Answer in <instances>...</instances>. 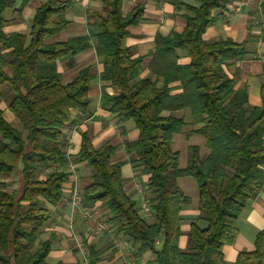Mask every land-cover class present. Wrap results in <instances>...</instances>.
<instances>
[{
  "label": "trees",
  "instance_id": "1",
  "mask_svg": "<svg viewBox=\"0 0 264 264\" xmlns=\"http://www.w3.org/2000/svg\"><path fill=\"white\" fill-rule=\"evenodd\" d=\"M27 1L0 0V84L9 86L7 107L21 127L8 122L0 109V173L21 163L23 180L20 195L0 188V264L44 263L50 241L39 237L49 217L46 203L61 198L68 173L58 167L71 161L63 152L62 127L72 109L91 114L89 68H80L65 84L57 68L58 61L90 47L91 38L53 39L68 25L69 4L60 0H46L36 8L28 35L3 32L4 8L17 3L21 8ZM199 1L198 7H189L192 14L186 16L182 31L156 36L149 62L154 78L139 76L141 58L131 57L125 44L128 26L141 18L140 8L124 15L122 0H102L101 10L88 16L97 30L93 45L102 64L99 79L113 90L108 94L102 89L101 105L119 121L132 120L138 135L124 141L128 158L117 162H111L114 146L95 148L83 135L74 162H85L92 180L81 196L86 204L99 203L115 233L130 241L136 255L150 251L155 264H225L222 246L234 240L240 212L264 184V103L248 106L245 88H234L225 71L228 62L244 55V47L202 37L215 19L212 10L224 8L229 0ZM261 8L264 13V0ZM178 49L189 56L188 64L177 62ZM175 82L178 85L172 86ZM182 109L189 110L190 123L196 126L192 132L204 138L208 149L201 156L197 145H189L184 167L179 166L178 151L171 149L172 136L185 120L170 112ZM25 141L31 145L28 151ZM125 163L148 176L144 193L150 206L146 216L152 222L124 189ZM53 166L39 177L42 169ZM180 176L195 180L199 218L207 223L200 228L191 222L187 250L177 243L179 212L187 201L176 181ZM254 246L253 251L240 252L234 264H264V231L256 235ZM87 250L94 263L97 252L90 245Z\"/></svg>",
  "mask_w": 264,
  "mask_h": 264
},
{
  "label": "crops",
  "instance_id": "2",
  "mask_svg": "<svg viewBox=\"0 0 264 264\" xmlns=\"http://www.w3.org/2000/svg\"><path fill=\"white\" fill-rule=\"evenodd\" d=\"M46 0H28L21 8L19 3L14 7H6L1 12V16L6 23L2 30L5 33L19 32L28 35L33 14ZM68 2L69 6L65 11V17L68 25L53 39L65 41L72 36L88 35L91 38V46L77 53L72 58L58 61L57 68L61 74L63 84L73 80L82 67H88L92 74L90 80V89L88 97L90 100L89 116H84L79 110L72 109L68 121L63 124L62 132L65 137L66 146L63 149L64 155L70 159L71 163L65 166H59L68 173L65 182L62 183L61 198L55 204L46 203L49 209V217L43 226L40 240L50 241V250L43 264H155L154 256L150 251H145L136 255L131 243L126 238L114 231L99 232L83 240L86 247L85 256L77 249L75 240L70 236L69 224L72 223V229L78 235L83 236L86 231L87 223L85 219L72 213L69 205V198L72 188V179L69 172L71 164L76 172V183L81 195L82 190L91 183V171L85 162H74L80 149L83 135H86L95 148L103 145L115 147L111 156V162L123 161L128 158L124 149V141L136 139L138 129L133 121H119L106 107L101 105L100 95L102 89L108 94L113 92L109 83L99 79V73L102 70V64L95 54L93 45V36L97 30L88 23L90 12L100 11L102 0H60ZM263 0H229L224 8L212 10L211 14L215 19L208 24L202 37L209 42L216 40H230L244 47V55L225 65L227 75L232 79L234 88H245L248 97V106H260L264 103V13L261 8ZM199 0H122L121 11L125 15L134 8H140L142 15L140 20L127 28L125 44L128 46L131 57H140L141 65L139 76L154 78L149 71V62L151 52L154 51L156 36H166L171 31L180 32L186 24V16L192 13L189 7H198ZM19 8V9H18ZM179 64H188L189 56L182 49L177 50ZM5 71L11 74V69L6 67ZM178 82L172 84L177 86ZM179 89H174L176 93ZM7 94L10 89L7 83L0 84V109L3 117L12 125L21 129L14 114L7 107ZM178 112H184L186 115L190 112L188 109H182ZM181 116V115H180ZM184 116V115H182ZM191 117V116H190ZM181 135L179 140L173 145V136L171 145L177 148H184L183 162L179 156V165L184 167L186 164V153L189 145H197L200 155L205 156L208 149H205V140L194 139L197 143H192V138L197 133L192 132L196 127L190 125ZM176 134V133H175ZM199 135V134H197ZM25 138V132L23 133ZM205 146V147H204ZM31 147L28 141H25V150ZM207 148V147H206ZM179 153V151H178ZM52 169L54 168L51 167ZM56 168V167H55ZM264 171V165L262 166ZM16 173L17 186L8 188L6 182L9 177ZM121 175L124 180V189L130 197L136 201L138 207L142 201L143 190L146 186L148 176L133 169L130 163H125L121 167ZM43 178L44 174L39 173ZM192 178V177H190ZM193 179V178H192ZM0 188L7 192L16 190L20 195L22 189L21 163L11 172L0 173ZM177 184L187 201L182 205L180 218V235L178 237V246L182 250H187L189 243L190 224L194 222L198 227L205 228L206 221L199 218L198 210V190L193 179L189 176H180L177 178ZM95 213L90 224L95 223V219L104 216L106 210L99 203L94 205ZM142 216L152 222L151 217L146 216L141 210ZM104 214V215H103ZM105 217V216H104ZM264 231V184L257 196L251 199L240 212L237 219V234L231 243L222 246V256L225 264H234L237 255L240 252H250L254 250L256 235ZM92 246L97 252L94 263L89 262L87 246ZM160 242L156 241V246Z\"/></svg>",
  "mask_w": 264,
  "mask_h": 264
},
{
  "label": "built area",
  "instance_id": "3",
  "mask_svg": "<svg viewBox=\"0 0 264 264\" xmlns=\"http://www.w3.org/2000/svg\"><path fill=\"white\" fill-rule=\"evenodd\" d=\"M71 163V162H69ZM69 172L71 176L73 177L72 179V188H71V193H70V198H69V205H70V210L72 213H77L81 215L86 223H87V228L83 236L78 235L74 230L72 229V223L70 222L69 224V229H70V236L75 240V244L77 249L80 251V253L85 256L86 252V247L83 243V240L86 238H89L93 235H96L99 232H104L110 230L111 226L108 222H106V219L103 216H100L99 219H95L94 224H90V220L94 217L95 209L93 205L86 204L82 196L79 193L78 187H77V177H76V172L74 167L70 164L69 165ZM44 170L49 172L51 170V167H46ZM144 193V190H143ZM145 194V193H144ZM140 210L144 214H148L150 212V206H149V201L144 195L142 198V201L140 203ZM94 219V218H93ZM130 264H134L132 261Z\"/></svg>",
  "mask_w": 264,
  "mask_h": 264
},
{
  "label": "rangeland",
  "instance_id": "4",
  "mask_svg": "<svg viewBox=\"0 0 264 264\" xmlns=\"http://www.w3.org/2000/svg\"><path fill=\"white\" fill-rule=\"evenodd\" d=\"M10 96V94H7V98ZM172 115H174V116H180V115H184V120H185V125H184V127L182 128V130L179 132V133H176V134H174V136H173V145H174V147H175V143L177 142V140H179V138L181 137V135L186 131V129L188 128V123H189V121H190V115H189V113H187L186 115L184 114V112H178V111H175V112H170ZM129 122H131L132 123V121L130 120ZM133 124V123H132ZM190 125H193L192 123H190ZM199 139V140H203V138L200 136V135H194L193 136V138H192V143H197L198 141H196V140H194V139ZM172 145H171V149H175ZM205 147V146H204ZM178 149V151H179V156H180V158H181V163L183 162V157H184V148H177ZM205 149L207 150V148L205 147ZM180 166V165H179ZM40 173H42V175L43 174H46V171L45 170H41V172ZM189 180H191L192 182H193V179L192 178H190L189 177ZM17 175H16V173H13L10 177H9V179H8V181L6 182V186L8 187V188H13V187H16L17 186ZM0 183H1V181H0ZM105 214V215H104ZM103 215L105 216H103L105 219H106V216H107V213H104ZM114 231V229L111 227L110 228V231ZM115 232V231H114Z\"/></svg>",
  "mask_w": 264,
  "mask_h": 264
}]
</instances>
